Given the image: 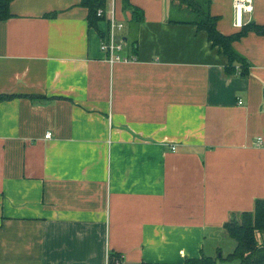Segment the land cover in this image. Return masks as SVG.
I'll return each instance as SVG.
<instances>
[{
  "label": "crops",
  "instance_id": "1",
  "mask_svg": "<svg viewBox=\"0 0 264 264\" xmlns=\"http://www.w3.org/2000/svg\"><path fill=\"white\" fill-rule=\"evenodd\" d=\"M128 1L144 19L115 0L114 64L82 0H12L0 21V264H183L264 200V35L228 73L192 23L240 32L234 0ZM253 2L243 27L264 26Z\"/></svg>",
  "mask_w": 264,
  "mask_h": 264
},
{
  "label": "trees",
  "instance_id": "2",
  "mask_svg": "<svg viewBox=\"0 0 264 264\" xmlns=\"http://www.w3.org/2000/svg\"><path fill=\"white\" fill-rule=\"evenodd\" d=\"M12 0H0V21H5L11 17L10 4ZM189 3V0H182ZM125 8L133 12V23L141 24L143 22V12L125 0ZM82 5L89 10V24L97 28L101 21L97 16L98 9L105 7L104 0H82ZM201 9V8H200ZM199 19L193 22L199 31L206 32L212 48L218 49L228 59V73L235 71V66L240 65L243 74H247L248 63L234 49V43L247 36L250 31L258 35H264V26L250 25L241 28L240 32L233 35H224L218 30V17L212 16L208 10H202ZM225 229L228 236L236 242L235 250L227 256L218 251L216 256H207L203 254L199 258L186 259L183 264H264V200L256 202L254 212L242 213L234 217L232 221L226 224ZM261 239H259V237ZM119 257L110 256L109 264H118ZM120 264V263H119Z\"/></svg>",
  "mask_w": 264,
  "mask_h": 264
},
{
  "label": "built area",
  "instance_id": "3",
  "mask_svg": "<svg viewBox=\"0 0 264 264\" xmlns=\"http://www.w3.org/2000/svg\"><path fill=\"white\" fill-rule=\"evenodd\" d=\"M253 3V0H234L233 8L236 28L241 29L244 26L245 15L252 13L254 10ZM97 16L100 19H105L109 23L110 31L102 44V51L109 55L110 63L114 64L120 61H127V59L121 55L124 50V42L122 40L117 41L115 37L116 32H122L125 28L123 23H119L116 20L115 0H110L105 8L98 9ZM51 137L52 135L50 133L46 135V139ZM261 144L262 139L259 138L256 145L259 146ZM174 149L175 148H173V150Z\"/></svg>",
  "mask_w": 264,
  "mask_h": 264
},
{
  "label": "rangeland",
  "instance_id": "4",
  "mask_svg": "<svg viewBox=\"0 0 264 264\" xmlns=\"http://www.w3.org/2000/svg\"><path fill=\"white\" fill-rule=\"evenodd\" d=\"M225 241H229L230 243H233V244H235L236 242L234 240H231V238H229V237L227 239L225 238V240H223V241H220V243H221L220 245H221L222 252H223L224 256H227L228 255L227 253L230 252V249L232 248V245L229 244V243H227V242H225ZM210 245L211 244L208 241V244H207V247H206V253H207V255L208 256H216V255H214V253H212L213 250L211 249L212 246H210Z\"/></svg>",
  "mask_w": 264,
  "mask_h": 264
}]
</instances>
